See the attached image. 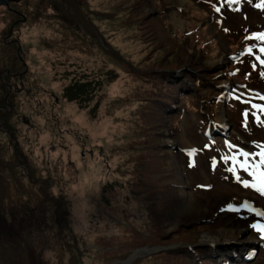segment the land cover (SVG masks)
Returning a JSON list of instances; mask_svg holds the SVG:
<instances>
[{
  "label": "rangeland",
  "instance_id": "1",
  "mask_svg": "<svg viewBox=\"0 0 264 264\" xmlns=\"http://www.w3.org/2000/svg\"><path fill=\"white\" fill-rule=\"evenodd\" d=\"M260 2L0 6V264H264V196L226 178L264 145Z\"/></svg>",
  "mask_w": 264,
  "mask_h": 264
},
{
  "label": "snow or ice",
  "instance_id": "2",
  "mask_svg": "<svg viewBox=\"0 0 264 264\" xmlns=\"http://www.w3.org/2000/svg\"><path fill=\"white\" fill-rule=\"evenodd\" d=\"M239 0H227L229 5L238 3ZM251 2V0H249ZM256 8L264 10V0H261L260 3L255 5ZM215 11L219 12L220 8H215ZM248 39L258 41L262 46L258 48L259 55L255 56V60L258 61L261 65H264V32L254 33L248 37ZM249 56L253 55L252 48H247L246 52ZM255 68V65H253ZM264 76V73H261ZM261 100H264V96L259 97ZM243 103H250V101H241ZM253 108L256 109L257 112L264 114V106L260 105H252ZM244 117V125L247 126V119L249 113L244 111L242 113ZM256 116V113H253ZM256 121L258 126L264 127V120H260L259 116H256ZM229 148L233 146L231 144L227 145ZM260 148V151L255 154H251L248 151H240L239 157L233 156L231 158V163L233 167L229 169L233 173L236 178L237 183H241L244 188H251L259 195L264 196V145H257ZM195 150L189 153V155H193ZM243 158L242 160L240 158ZM258 157V162L257 158ZM227 160V157L224 158ZM190 166H192L190 164ZM237 169L246 173L249 177H251V182L246 179H242L241 175L238 174ZM251 211V209H249ZM256 215L260 217H264V212L256 211ZM251 227L260 235V239L264 240V224L262 223H254Z\"/></svg>",
  "mask_w": 264,
  "mask_h": 264
},
{
  "label": "trees",
  "instance_id": "3",
  "mask_svg": "<svg viewBox=\"0 0 264 264\" xmlns=\"http://www.w3.org/2000/svg\"><path fill=\"white\" fill-rule=\"evenodd\" d=\"M26 0H22L21 2H25ZM20 2V3H21ZM20 15H17V19H18V21L21 19V17H24L26 14L22 11V10H20ZM26 17V16H25ZM18 23V22H17ZM17 23H16V25L15 26H17ZM34 24V23H33ZM194 86H196V87H199L200 86V84L199 83H196V84H194ZM191 91H192V88L191 87H189L188 85L187 86H184V87H182L178 92H177V94L182 98V97H187L188 98V96L191 94ZM195 100H196V98H195V96H194V103L188 98V102H185V103H182V104H180L179 105V107H178V110L180 111L181 109H186L187 107H189V106H194L195 107ZM166 110H167V108H166ZM23 263H25V264H31V263H29V262H23Z\"/></svg>",
  "mask_w": 264,
  "mask_h": 264
},
{
  "label": "flooded vegetation",
  "instance_id": "4",
  "mask_svg": "<svg viewBox=\"0 0 264 264\" xmlns=\"http://www.w3.org/2000/svg\"><path fill=\"white\" fill-rule=\"evenodd\" d=\"M21 1H19V2H12V4H18V3H20ZM10 31H14V28L13 27H11L10 28ZM6 38H4V41H6L7 43H6V45H9L10 44V42L13 40V38H10L9 40H5ZM20 49H21V46L20 47H18V56H19V51H20ZM23 63V66L25 67L26 66V63L25 62H22ZM29 69V68H28ZM27 69V70H28ZM25 70H26V67L21 71H17V72H13V73H10V75L12 76V77H16L18 80H19V82H20V85H19V87L17 88V90H16V92H29V90H30V87H28V86H26V87H24V83H23V74H25ZM6 72H8L9 73V71L8 70H6ZM8 88H9V91H11V88H12V86H9L8 85Z\"/></svg>",
  "mask_w": 264,
  "mask_h": 264
},
{
  "label": "water",
  "instance_id": "5",
  "mask_svg": "<svg viewBox=\"0 0 264 264\" xmlns=\"http://www.w3.org/2000/svg\"><path fill=\"white\" fill-rule=\"evenodd\" d=\"M22 0H0V6H9V3L11 2H19Z\"/></svg>",
  "mask_w": 264,
  "mask_h": 264
},
{
  "label": "bare ground",
  "instance_id": "6",
  "mask_svg": "<svg viewBox=\"0 0 264 264\" xmlns=\"http://www.w3.org/2000/svg\"><path fill=\"white\" fill-rule=\"evenodd\" d=\"M176 1V0H175ZM2 6V5H1ZM224 120V119H223ZM244 197H248V196H244ZM244 247V246H243Z\"/></svg>",
  "mask_w": 264,
  "mask_h": 264
},
{
  "label": "clouds",
  "instance_id": "7",
  "mask_svg": "<svg viewBox=\"0 0 264 264\" xmlns=\"http://www.w3.org/2000/svg\"><path fill=\"white\" fill-rule=\"evenodd\" d=\"M12 3V2H11ZM10 4V3H9Z\"/></svg>",
  "mask_w": 264,
  "mask_h": 264
}]
</instances>
